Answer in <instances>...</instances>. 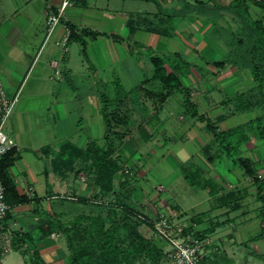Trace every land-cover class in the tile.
Returning <instances> with one entry per match:
<instances>
[{"label": "crops", "instance_id": "crops-1", "mask_svg": "<svg viewBox=\"0 0 264 264\" xmlns=\"http://www.w3.org/2000/svg\"><path fill=\"white\" fill-rule=\"evenodd\" d=\"M63 1L0 0V74L7 95L13 97L19 93L20 98L6 123L7 132L18 145V157L9 172L21 194L38 199L10 207L9 228L31 234L48 264H70L71 252L61 232L41 236L39 225L45 217L37 211H47L68 221L77 209L81 211L86 205L84 196L90 195L91 189V179L81 178L85 176L84 170L76 176L77 167L64 172L53 163L59 143L69 139L85 146L96 140L102 145L106 131L100 91L95 90L98 83L93 82L86 92V96L95 97L92 104L91 99L84 101L72 82L78 74L75 54L78 51L83 54V45L77 40H69V51H63L68 22L75 25L76 32L86 41L87 58L83 54L81 59L86 66H81L85 76L98 75L111 65L125 85L127 80L139 79L146 60H150L146 54L148 48L155 47L165 56L182 52L195 65L184 78L185 86L191 91L192 101L199 112L205 113L218 130L245 124L262 114L259 108L237 111L235 103L229 101L248 92L254 85L251 71L232 63L224 67L213 64L224 59L233 49L234 35L229 29L237 32L242 26L233 13L221 10L218 17L212 6H226L234 0H221V3L209 0L210 8L197 5V0H73L63 12L61 21L48 33V13L59 9ZM154 2L157 9L151 5ZM183 11V15L179 14ZM173 13V17L167 16ZM160 20L163 21L161 28L173 29L172 34L163 33L164 29H154ZM85 28L103 34L87 36L82 33ZM53 61H58V66H54ZM99 80L104 82V79ZM138 84L125 86L131 94L121 108L128 115L126 128L129 133L126 144L116 152L122 156L125 166L134 160L131 182L144 181L147 174L141 168V158L134 159L133 148L130 151L132 145L154 151L159 146L165 147L168 138L176 137L174 142L181 146L182 162L198 158L199 153H203L200 156L206 167L202 176L198 182L187 183L203 188L212 203L206 211L189 213L174 198L175 184L180 183L171 180L167 186L161 184L162 190L158 189L163 192L167 187L170 192L168 196L160 197L162 208L149 203L150 211L155 217L168 214L176 222H183L185 227L192 226L190 232L199 234V238L205 241L204 264H264V235L260 236L264 222L259 214L262 203L256 197L257 187L252 178L234 162L233 166L225 153L220 151L216 156L211 153L212 147L218 148L219 144L205 122L185 111L183 92L172 95L177 96L174 103L183 112L174 116L165 113L172 96L162 109L154 111L150 101L144 100L137 91L132 92ZM84 111L86 115H83ZM186 115L190 116L189 120ZM261 141L264 144V139L252 137L239 148L242 156L251 158L257 173H264V153L261 155L255 151L261 147ZM186 144L190 145V150ZM222 154L226 156L222 159L225 163L221 161ZM256 161L260 168H257ZM233 175L237 176L236 181ZM209 178L219 187L215 195L203 185ZM144 186H141L142 192L148 191L150 197L152 190ZM154 198L157 199V195ZM197 205L198 202L193 204L191 210ZM197 214L201 219L192 218ZM16 251L21 253V250ZM165 251L169 254L170 245ZM168 254L165 264H169Z\"/></svg>", "mask_w": 264, "mask_h": 264}, {"label": "trees", "instance_id": "trees-1", "mask_svg": "<svg viewBox=\"0 0 264 264\" xmlns=\"http://www.w3.org/2000/svg\"><path fill=\"white\" fill-rule=\"evenodd\" d=\"M208 1L197 0V5L210 8ZM251 1L264 7V0ZM212 9L218 12V17L221 16V10L230 11L242 26L237 32L229 29L234 35L233 49L224 59L213 64L224 67L232 63L240 68H248L254 83L248 92L238 94L229 101L235 103L237 111L259 108L262 114L245 124L227 130H218L205 113L199 112L197 105L192 101L191 91L185 86L184 78L189 76L195 65L189 62L182 52H174L166 57L151 54L152 74L136 85L132 92L137 91L144 100L150 101L154 111L162 109L173 94L183 92L185 111L205 122L207 129L220 144L222 152L227 156H234V163L243 169L246 176L252 178L257 187L256 197L262 203L259 214L264 222V179L258 177L251 158L242 156L239 151L240 146L252 137L264 139V21L251 16L248 0H234L226 6L215 4ZM183 13L184 11L179 14L183 15ZM167 16L171 18L174 13ZM162 22L160 20V24L154 26V29H164L160 26ZM67 27L70 29L69 40L79 41L87 58L85 39L76 32L75 25L68 22ZM167 28L163 33L170 29ZM82 33L93 37L103 34L87 28L82 29ZM172 33L173 29L167 32V34ZM116 89L113 99L106 95L101 96L102 112L106 120L105 143L101 145L96 140H92L87 145L80 146L69 139H64L59 143L53 163L65 172L75 168L77 162H80L82 164L80 171L87 170L89 174H93L98 189L97 196L113 194V199L108 204L114 210L121 208L123 214L117 216L114 211H108L104 215L79 213L67 222L59 215L37 211V214L45 217L44 222L39 225L41 236H49L54 232H61L65 236L71 252L70 264H160L166 256L164 247L150 240L138 229L143 223L153 227V221L147 220L148 215L145 216L140 207L132 201L134 187L130 176L125 172L127 166L122 156L116 155V152L126 144L129 133V129L126 128L128 115L121 107L131 94L119 79L116 81ZM17 157L16 149H12L0 160V177L10 207L38 200L36 197L21 194L17 189L15 180L9 172ZM130 169L133 171L132 167ZM120 175L123 179L119 188H116L115 180ZM203 185L209 188L211 195H215L219 190L218 185L210 178L206 179ZM11 217L12 213L9 210L6 217L0 221V233L9 228ZM196 217L201 219L200 214L192 218ZM184 231H192V226L185 227ZM13 233V249L21 250L25 258L30 254V259H25L26 264H48L40 254L37 241L31 234L14 231ZM263 235L264 226L260 236ZM196 236L200 237L199 234ZM2 254L3 250L0 249V258Z\"/></svg>", "mask_w": 264, "mask_h": 264}, {"label": "rangeland", "instance_id": "rangeland-1", "mask_svg": "<svg viewBox=\"0 0 264 264\" xmlns=\"http://www.w3.org/2000/svg\"><path fill=\"white\" fill-rule=\"evenodd\" d=\"M250 1L251 0H248L251 16L254 19H262L264 21V7L259 6V5L256 6L255 4L252 5V3H250ZM160 2H161V0H160ZM215 2L221 3V0H215ZM151 5H154V8L157 9L156 2H154ZM146 54H147V56L150 57L151 54H161L162 55L163 53L157 52L155 47H154V48H148ZM82 56H83L82 52L80 53L79 51L76 52V54H75V59H74L75 62L74 63H75V68H77L78 74L74 77L72 82H73L74 86L77 88V90L80 91L81 94L83 95L82 97L84 98V101H86V99H88V100L91 99L92 104H94L95 97L86 96V92L89 91L88 89H89L90 85L93 84V82L98 83V87L97 88L95 87V90L100 91L99 94L101 96L106 95L109 98L113 99L116 95V92H117L116 81L119 78L117 77V74L114 73L112 66L108 65L106 67V70L100 71V73H98V75L95 74V75H92V77L90 75L85 76V75H83V72L81 70V66L86 67L85 64H83V62L81 61ZM162 56H165V55H162ZM152 69H153V66H152L150 60H146V66L143 69L142 74L139 75V79L137 81H128L127 80L124 87L130 86L129 84H131L134 87V85L138 84L140 82V80L144 79L145 77L150 76L152 74ZM99 79H101V80L104 79V82H101ZM133 87H128V88H133ZM134 95L136 96L137 93H135ZM101 96L99 97L100 99H101ZM174 100H177V96H175V95L171 97V100H169L170 102L166 105L165 113L170 112L172 114H175L174 116H178L179 112H182V111H181L180 106H176V104L174 103ZM101 103H102V101H101ZM75 114H77V112H75ZM83 115H86L85 111L83 112ZM186 117H187V120L190 119L189 115H186ZM175 138L176 137L168 138L169 143L166 144L165 147L159 146V147L155 148L154 151H151V149H147V148H144L142 150L141 148L136 146V144L132 145V147L130 149V151H131L133 148L135 160L141 158V164H140L141 168H142V170L144 169V171H146V173H147L145 178H144V181L142 180L140 182H138V181L132 182V185L134 187V192L132 194V201L134 202V204H136L137 206L140 207V209L142 210L143 214H145V216L148 215L149 218L147 220H149V221L150 220L154 221L156 219L155 215L150 211L151 208L149 207V203L156 205L159 208H162L160 197L168 196L167 194L170 193L169 189L167 187L165 188V191L160 192L158 190V186H160L161 184L163 186H167L168 182L171 180H175V181H177L176 183H180L179 185L175 184V192L173 191V194H175L174 198L189 213H192V214L194 212L198 213V212L206 211V210L211 208L212 203H211V201L208 200L207 192L201 187H193L187 183V182H189L191 184L193 182V180H196V182H198V180H199L198 178L200 176H202L204 168L206 167V163H204L205 161H202L201 156H200L203 153H201V154L199 153L198 158H192L191 160L185 159L182 162L181 161L182 159L180 156L181 146H180V144H177L174 142V141H176ZM257 140H261V139H257ZM80 142L81 141H79V143ZM170 142H172V143H170ZM260 144H261V147L255 149V151L259 152V154L262 155L264 153V151H263L264 148H262L264 144H263V142ZM189 146H190L189 144H186L187 149ZM188 150H190V149H188ZM126 151L128 153V150H126ZM220 151L222 152L221 146L219 144L218 148L212 147L211 153H213L216 156L218 154V152H220ZM221 156H223L221 158V161L223 163H225V160H222V159L225 158L226 156H224L223 154ZM233 157L234 156L228 157V159L231 161V163L234 162ZM133 161L132 160L128 161L130 165L127 167L130 168L131 166H133L132 165ZM232 165L234 166V163ZM256 165H257V168H260V163H258L257 161H256ZM81 166H82V164L80 162H77V164L75 165V167H77V170H76L77 172L75 173L76 176L77 175L79 176V174H80L79 169L81 168ZM191 169H192V171H191ZM238 169H242V168L238 167ZM84 172H85V176H82V177L80 176V177L82 179H85V178L91 179V181L89 180V185H91L90 195L84 196V203L86 205L81 209V211L79 209H77L76 212H74V214L68 218L67 222H69L73 217H75L79 213L103 214L104 215V214H107L108 211H111V212L114 211V213L117 216L123 214V211L121 208L114 210V209H112V207L109 206L108 203L111 199H113V194L108 193V194H105L104 196H97L98 189H96L97 187L94 183L93 174H89L87 170H84ZM186 172H187V174H186ZM183 174L186 175V177H184ZM121 178H122L121 175L117 178V180L115 182L116 188H119ZM233 179L236 181L237 176H234ZM143 184L145 185L144 187L152 190L153 194L151 193L152 195L150 194L151 195L150 197L148 196L149 195L148 191L142 192L141 186ZM92 186L94 188H92ZM156 195H157V199L154 198V196H156ZM197 202H198V205L195 206L194 210H191V207L193 206V204H197ZM182 225H184L183 222H182ZM185 226L186 225H184V227ZM138 229L144 235H146L150 240H152V241L156 242L157 244H159L160 246L164 247V249L167 246H169L168 242L165 239L154 235L153 227L151 225H149L148 223L141 224L138 227ZM249 244H250V248H252V244L251 243H249ZM2 246H3V241H2V236L0 234V249L3 250ZM246 250H249V249L247 248ZM167 254L165 257H167ZM249 254L252 255V253H249ZM165 257L163 258V260L160 264H165V262H166ZM26 258L30 259V254H28V256ZM26 258H24L20 252L12 249L8 252H3L2 257L0 258V264H26L25 263ZM238 258H240V257H238ZM147 263H149V262H147Z\"/></svg>", "mask_w": 264, "mask_h": 264}, {"label": "built area", "instance_id": "built-area-1", "mask_svg": "<svg viewBox=\"0 0 264 264\" xmlns=\"http://www.w3.org/2000/svg\"><path fill=\"white\" fill-rule=\"evenodd\" d=\"M73 4V0H64L59 9H52L48 13L47 27L48 33H51L55 26L61 21L65 9ZM70 29L67 27V33L63 39V51H69ZM54 66H58V61H53ZM59 73V71H58ZM19 93L13 97H9L6 93L4 82L0 74V160L12 149L17 150V142L6 130V123L11 116L14 108L19 101ZM125 172L132 177L134 172L129 168H125ZM258 177L264 179V173L258 172ZM159 190L163 186H158ZM10 209L5 198V186L0 177V221L4 219ZM144 218V217H142ZM184 225L176 222L172 215L162 214L153 221L154 235L165 239L170 245L168 254L169 264H204L203 263V247L205 241L200 239L192 232H185ZM3 241V252L13 249L14 233L8 228L1 233Z\"/></svg>", "mask_w": 264, "mask_h": 264}]
</instances>
